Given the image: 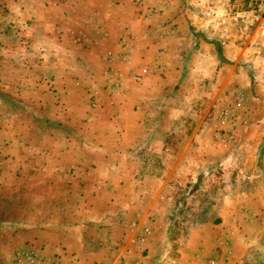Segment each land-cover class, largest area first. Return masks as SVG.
I'll return each mask as SVG.
<instances>
[{"label":"rangeland","instance_id":"1","mask_svg":"<svg viewBox=\"0 0 264 264\" xmlns=\"http://www.w3.org/2000/svg\"><path fill=\"white\" fill-rule=\"evenodd\" d=\"M92 16L102 19L99 22L105 25V33L111 32L113 38L104 58L109 60L106 85L99 88L125 91L159 74L148 86L159 90L170 77L172 85L165 89L174 87L180 92L172 104L186 111L189 124H193L187 130L179 124L177 137L192 135L197 147L203 144L204 150L199 147L200 156L189 161L191 165L184 162L177 166V170L184 167L186 175L169 179L167 184H176V190L146 196V208L151 201L167 206L169 197L173 199L174 208L171 203L164 209L166 213L162 209L165 218L173 214L170 228L160 224L156 233L171 236L169 249L174 259L170 264H264V0H0V163L14 157L10 154L16 158L14 169L4 178L5 195L14 187L11 200L23 199L20 194L32 184L39 192H46L48 175L41 172L42 161L35 157L30 172L20 168L16 150L23 147L15 149L14 144L20 139H28L26 143L37 149L41 143L47 144L49 139L41 140V130L32 129L30 121L42 117L45 103L55 104V97L46 99L49 90L56 88L58 80L65 79L70 87V78L88 73L99 77L105 68L93 52L77 53L73 49L84 38L74 32L80 30V24L88 25ZM92 25L98 23L92 21ZM93 26L85 31L92 40L97 29ZM152 28L158 33L150 37L147 31L142 33ZM191 31L208 43L207 52L214 53L217 48L223 61L217 64L207 55L208 60L198 62L195 72L209 68L210 79L196 82V74H189L178 83L177 74L167 75L168 64L163 60L174 45L170 43L173 37ZM141 41H150L144 46L147 52L139 54L138 62L133 63L134 50ZM75 53L78 58L69 64L66 59H72ZM87 55L88 68L74 62ZM124 55L128 57L123 59ZM145 67L148 73L135 83L133 75ZM95 92L88 98L90 110L103 101L108 106L110 98ZM112 98L116 97H111L110 104ZM73 103L76 106L75 97ZM55 112L48 116H58ZM222 113L223 122L219 118ZM180 116L186 120L185 114ZM56 133L54 129L49 134L57 139ZM48 178L58 188L57 176ZM122 194L127 200L132 198L128 193H121V197L84 193L86 205L80 213L115 214L123 204ZM134 199H138L137 194ZM14 215L13 211L3 213L4 218ZM31 216L35 219L34 214ZM126 223L127 216H123L118 226L110 227L115 235L112 244L122 243ZM51 227H0V264H14L15 253L28 249L45 252L60 264H80V258L65 252L66 247L59 252L47 247L46 242L57 244L59 237L49 235L54 231ZM90 231L98 233L95 227ZM156 237L153 247L159 249L162 237Z\"/></svg>","mask_w":264,"mask_h":264},{"label":"crops","instance_id":"2","mask_svg":"<svg viewBox=\"0 0 264 264\" xmlns=\"http://www.w3.org/2000/svg\"><path fill=\"white\" fill-rule=\"evenodd\" d=\"M100 19L99 17L96 20L92 16L88 25L78 26L80 30L74 33L83 34L84 38L80 39V45L73 47L77 53L93 52L98 61L105 64V68L99 72L100 76L96 77L88 73L83 77L70 78V87L68 82L64 83L65 79L58 80L56 88L49 90L46 95L47 100L55 97V104L45 103L41 111L42 117L30 121L32 129L41 130V140L45 141L48 138L49 142L41 143L40 149L29 146V143H26L28 139H20L14 144L15 149L23 147L21 151L16 150L21 163L20 168H28L30 172L34 166L33 161H37V157L40 158L41 172L48 175L46 180L44 179L46 192L44 189L39 192L38 187L32 184L26 186L23 194H20V197L24 196L23 199L11 200L10 196L15 193L14 187H10L12 190L6 196L4 192L6 186L3 183L6 175L16 165L13 161V158L16 161L15 155L10 154L14 157L2 159L4 164L0 163V227L7 225L33 228L37 224H41L42 227L50 225L54 231L49 235L59 237L56 238L57 244L46 242L47 247L56 252L61 251V247H66L65 252L80 258V264H101L106 261L109 264H170L171 259H174L173 252L169 249L172 244L171 236L167 232L156 233L160 224L164 223L166 228H170L173 214L165 218V210L168 205L171 207L173 199L169 197L171 203L168 202L167 206L165 202L164 205L148 201L149 208H146L147 195L154 193L166 195L176 190V184H167L169 179L173 176L178 177L179 174L186 175L187 172H182L184 167L177 170V166L184 162L190 164L189 161L199 158L197 157L200 156L198 149L204 150L203 144H200V148L197 147L192 135L177 137L176 131L179 124L180 128L185 130L191 129L193 124H189L186 111H181L178 105L172 104L173 98L180 92L174 87L165 89L172 85L170 77L164 81L163 88L159 90L148 88L154 81L153 78L159 74L154 77L148 76L143 79L141 85L130 86L125 91L113 92L112 89L106 88L104 91L99 88L106 85L109 60L105 61L104 58L107 56V46L112 45L110 41H113L111 32L105 33L107 29L99 22ZM92 21L93 24L98 23V26H93ZM90 26H93L92 29L97 28L91 35L94 37L93 40L89 38V35L86 36ZM146 31L148 36H152L154 32L158 33V30L153 28L145 29L142 33ZM149 42L146 44L148 45ZM170 43L174 45L169 50L167 60L163 61L168 64L167 75L177 74L176 82L178 83L189 74H196L194 75L196 82L205 81L206 77L210 79L212 70L208 73L209 68L206 71L196 70L198 72H195L198 62L201 64L205 59L208 60L207 55L212 56L217 64L223 61L218 49L214 48V53L212 50L207 52V49H210L208 43L198 38L193 31L186 35H175ZM146 44L141 41L139 46L137 45L132 56L133 63L138 62L139 54L147 52L144 50ZM89 57L87 55L85 59L79 58L74 62L87 67L90 63ZM75 58H78L76 53L72 59L66 60L70 64ZM195 58H197L196 61ZM193 61L196 62L195 65ZM128 67L129 70L132 69ZM93 92L100 97L102 94L105 95L103 97L108 96L110 98L107 100L108 106L103 101L95 110H90L88 98ZM112 96L116 98H112V104H110ZM74 97L76 106L73 103ZM51 112L60 116H48ZM180 114H185L186 120H182ZM54 129L57 131V139L49 134ZM36 153L39 155H35ZM3 165L6 166L3 167ZM15 169H18V166ZM53 175L59 180L58 188L47 180ZM31 178L29 177L30 184ZM60 181L65 183L61 184ZM175 183L178 184V181ZM91 191L95 194L112 196L114 194V197L115 195L121 197V193H128L132 194V198L127 200L122 194L123 204L121 203L120 210L115 211V214L106 212L104 215H99L89 211L88 214L80 213L82 206L86 205L82 194H88ZM135 194L138 196L137 200L134 199ZM140 198L141 201H139ZM172 206V208L175 207L174 204ZM69 209L73 210L72 213ZM6 210L8 213L13 211L15 214L13 218L3 217ZM32 214L35 215V219L32 218ZM123 216H127V223L122 243L114 245L112 242L115 235L111 233L110 227L118 226ZM133 222L136 228L131 227ZM92 227H95L98 233H91ZM143 229H147V234L140 242L138 236ZM157 235L162 237V244L159 245V249H154L153 244Z\"/></svg>","mask_w":264,"mask_h":264},{"label":"built area","instance_id":"3","mask_svg":"<svg viewBox=\"0 0 264 264\" xmlns=\"http://www.w3.org/2000/svg\"><path fill=\"white\" fill-rule=\"evenodd\" d=\"M128 57V56H127ZM126 55L123 56V59L127 58ZM156 69V68H155ZM157 71V70H156ZM140 74H134L132 79L135 83H140L144 74L148 73V69L142 68ZM220 121H222L223 113L219 115ZM131 227L136 228V224L133 222ZM147 234V229H143L142 233L138 236V241H143L145 235ZM14 264H60L57 259L53 260L49 258V255L45 252L39 250L28 249L26 251L16 252L14 255Z\"/></svg>","mask_w":264,"mask_h":264}]
</instances>
